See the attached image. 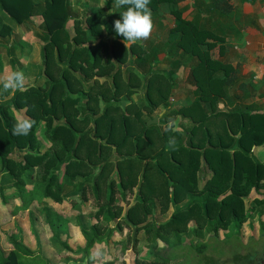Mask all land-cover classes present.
Listing matches in <instances>:
<instances>
[{"label":"trees","instance_id":"1","mask_svg":"<svg viewBox=\"0 0 264 264\" xmlns=\"http://www.w3.org/2000/svg\"><path fill=\"white\" fill-rule=\"evenodd\" d=\"M184 1L151 0L153 15L162 19L169 12L176 20L173 25L158 20L161 27L167 26V38L136 49V43L126 47L123 37L115 33L114 21L126 9L113 7V0L94 14L83 4L82 18L76 16L70 0H0L1 35L11 33L5 18L23 25L36 15L43 18L47 33L41 45L46 85L28 86L0 99V159L4 171L16 179L11 184L0 183V227L28 215L37 249L28 245L16 219L6 233L8 251L0 245V264H28V259L34 260L40 253L47 264H98V247H104L102 253L114 264L121 257L113 249L124 254L129 248L125 238L133 234L134 247L140 245L136 264H173L180 256L172 258L170 253L188 241L183 235L187 229L198 236L206 228L220 238L221 230L231 224L240 229L251 215L264 209V161L255 153L257 147H264V109L234 102L238 96L230 95V87L238 79L236 67L213 57L218 43L235 30L230 23L237 4L208 0L205 7L217 18L207 26L204 19L210 15L205 16L207 10L201 7L206 0H192L186 10L175 7ZM256 1L241 0L243 5ZM186 11L190 14L184 16ZM70 20L75 23L73 34ZM224 50L220 45L221 55ZM189 61H195V66L186 79L196 86V97L181 101L177 108L175 102L170 104V88L161 86V71L173 75ZM115 62L119 68L112 74ZM127 63L145 74L143 96L138 101L147 112L138 107L137 114L133 111L137 117L128 112L132 101L127 100L136 88L121 87ZM160 63L169 66L160 70L156 67ZM90 77L96 81L86 82L87 96L76 85ZM112 78L111 91H102L104 112L95 108L92 114L85 112L98 97L93 93L96 83L102 89ZM240 87L247 89L243 82ZM249 96L244 94V98ZM223 100L232 107L220 108ZM160 107L166 110L160 119L166 124L155 133V125L147 122ZM149 113L151 117L144 120L143 115ZM25 115L35 124L29 135L16 136L12 132L15 118ZM179 115L187 119L186 124L180 123L188 125L184 133L173 123L167 124ZM154 133L158 139L152 137ZM43 163L46 177L34 180V187L28 188L34 169ZM71 190L78 193L69 196ZM74 208L71 222H66L68 210ZM82 215L90 219L89 224H84ZM39 230L48 232L53 244L50 251ZM141 232L146 235L142 245ZM79 235L83 239L75 240L79 243L75 247L70 241ZM207 247L198 240L193 252L204 253ZM56 248H63L62 254L66 251L82 257L64 263Z\"/></svg>","mask_w":264,"mask_h":264},{"label":"rangeland","instance_id":"2","mask_svg":"<svg viewBox=\"0 0 264 264\" xmlns=\"http://www.w3.org/2000/svg\"><path fill=\"white\" fill-rule=\"evenodd\" d=\"M40 2H43V0H37ZM72 5L75 7V14L79 18L84 17V7L83 4L86 5V7L89 8L90 14H94L96 11H98L101 7H108V0H70ZM207 1L206 3H203L204 5H201L204 12L207 10ZM236 5V9L238 10L236 13H232L231 23L234 25L235 30L232 32V34L227 37L226 40H224L223 43H218V46L213 50L214 58L221 59L225 62H231L233 66L236 67V76H237V82L233 86L230 87V95L234 96L237 95L238 97L235 98L234 102L238 103L242 106H255L257 108L264 109V0H258L255 4L251 5H243L241 0H231ZM192 0H187L184 2L179 3L177 7L179 10H186L188 8H191L192 6ZM116 8V7H115ZM106 9V8H105ZM191 10V9H189ZM239 10L241 14L239 15ZM208 12V10H207ZM205 12V16L210 15L208 19H204L205 17H202L201 19H204L205 25L208 26V24L211 23V21L214 18H217V15L210 12ZM188 11L184 14V16L189 15ZM1 16V15H0ZM108 16V15H107ZM204 16V15H203ZM6 19V23L10 26V34L8 35H1L0 34V66H2V69L0 70V75H4L7 72L14 70L16 68H19L23 70L26 78L25 88L32 85H46L45 79L43 77L44 73V59L42 55V42H44L47 33H46V27L45 22L43 21V18L41 15H36L31 18V20L25 21L23 25H18L13 23L12 21H8V18ZM164 19V24L173 25L175 22V18L171 13L169 12L164 13V16L162 19L158 15H153V21H154V28L150 35V38L147 40L138 41L136 43V49H141V46L143 47V44L146 46H151L153 44H157L158 42H161L162 40H165L167 38L168 30L167 26L161 27L158 23V20L162 21ZM259 20V21H257ZM261 20V22H260ZM238 21V22H237ZM243 21V26L239 27V22ZM253 22V24H252ZM162 23V22H161ZM213 23V21H212ZM74 20H70L68 23V27L72 34L74 33ZM220 45H223L225 50L224 53L221 55L220 52ZM163 53H161L162 56ZM59 61V59H57ZM14 64H16V68H14ZM61 65L66 64L65 61L60 62ZM119 64L115 62V65L113 66L114 69L112 70V74L119 68ZM169 66V65H168ZM167 66V67H168ZM195 66V61H189L187 65L183 66L178 72L174 73L173 75L166 71H161L163 73L160 77L162 80V87L165 89L170 88V93L172 95V99L170 104H174L177 108L182 106V102L184 100H189V102L196 97V86L190 81L186 79V76L190 74V70ZM160 70H165L167 68L165 66V63H160V65L156 66ZM154 68V66L152 67ZM156 69V68H154ZM122 83L121 87L124 88V86L129 88H136V90L132 93L133 96L127 98L126 96L123 98L124 100L127 98L128 101H132L131 108L128 110L130 114H134L133 111L137 114V108L143 107L138 99L143 96V90H144V83H145V74L138 69L136 65H132L131 63H127L124 65L122 69ZM132 76V80L128 81V77ZM87 81H84V79L81 80L78 85H76V89H79L81 91H84V93L88 92V85L86 82H95L96 80L94 77H90L86 79ZM103 81V80H102ZM243 82L246 84L247 89H243L240 87V83ZM77 83V82H75ZM115 81L112 79L106 80V83L102 85V89L99 88L100 85L96 83L95 89H94V95L98 96L92 99L90 102V106L92 109L88 108L85 112H88L89 114H92L93 108L96 109L98 113L104 112L105 107V98L103 97L104 94H102V91L108 92L111 88H113V84ZM143 83V85H142ZM172 83V85H171ZM142 85V86H141ZM172 86V87H171ZM255 86V88L253 87ZM2 87V85H0ZM101 90L100 94H97V91ZM139 90V91H138ZM111 91V90H110ZM248 92L249 97L244 98V94ZM87 94V93H86ZM13 95V93H4L3 95H0V99H8ZM77 93H74V96H77ZM88 96V94H87ZM83 98V97H82ZM227 100V99H226ZM226 100H223V102L220 103V108H231L232 105L227 103ZM126 102V101H125ZM238 106V105H237ZM145 110V109H144ZM147 112L146 110L144 111ZM166 112L162 107L158 108L156 113L162 115ZM155 113V114H156ZM144 114V113H143ZM141 114V115H143ZM135 115V114H134ZM135 117H137L135 115ZM151 117L150 113L146 116L143 115V119H149ZM111 118V115L108 117ZM161 116L156 119V115L150 119L147 124L149 125H155V129L153 130L155 133H159V129L163 125H165V121H161ZM151 120H154L152 124H150ZM182 121L184 123H187V119H182V117L179 115L176 117V119H169L167 121V124L173 123L175 128L179 129V132L184 133L185 130L188 129V125L185 126L184 124H180ZM58 121L55 120L54 125H56ZM152 131V132H153ZM157 131V132H156ZM153 134L154 138L158 139V135ZM39 134L42 137V128L39 130ZM186 137V136H185ZM187 140V139H186ZM185 140V142H186ZM179 142L182 141V139L178 140ZM177 143V141H175ZM144 144V142H142ZM144 146V145H142ZM169 149V148H168ZM45 150V147L41 148V152ZM264 150V148H262ZM87 151V147H85L83 152ZM39 152V150H38ZM37 153V151H36ZM21 156L22 154L19 153ZM82 154V152H81ZM18 157L17 159L21 158ZM262 157L264 158V154L262 153ZM262 158V159H263ZM16 160V159H14ZM44 165L38 166L34 169L33 173L35 175L34 178L28 181L27 187L33 188L34 187V180H43L46 177V171H45V163ZM211 177V174L208 175V178ZM15 178L7 172L4 171L2 168V162L0 159V183L1 184H11L15 182ZM200 187L203 186V180L199 179ZM120 186V184H119ZM78 192L76 190H71V193H69L71 196L76 195ZM132 199V196L129 195ZM259 209V207H258ZM76 208L73 210H68L67 213V220L66 222H71V218L75 213ZM80 210V208H79ZM264 211V209H262ZM259 209L257 212H255L253 215H251V218H248L245 223L242 224L241 228H237L235 224H231L228 229L221 230L220 232V238H216L215 236H212L208 233V230L206 228L201 229L200 234L198 236L191 233L190 229H187L183 232V235L185 236V240L188 241L185 242V245L182 246L180 250H175L170 253L172 258H178L180 256V260L176 259V261L173 264H257V259L263 256L264 252V215L263 211ZM78 213V212H76ZM168 213L166 215H163L162 218H167ZM262 215V217H260ZM262 218V219H261ZM16 219L20 220L21 226L25 231L24 238H26V242L31 248H36V242H35V236H33L32 231L30 230L31 226V218L26 215L25 217H16ZM14 219V220H16ZM81 219L84 221V224L87 225L90 223V219H87L85 215L81 216ZM13 220V221H14ZM13 221L9 225H4L0 227V245L4 247L6 251H8V245H7V237L6 233L10 230L12 226L16 224L13 223ZM13 223V224H12ZM71 227L73 229L76 228L75 224L71 223ZM15 228V227H14ZM13 228V229H14ZM239 229V230H238ZM72 230V229H71ZM42 231V232H41ZM32 233V234H31ZM39 233L42 235L41 238L46 241H48L49 251L53 248V244L49 242V236L47 235L48 232L39 230ZM73 235H75L74 230L71 231ZM120 236V233H119ZM123 236V235H122ZM142 245L145 241L146 235L141 232V234L138 235ZM23 237V236H22ZM34 237V238H33ZM130 239L125 238L128 242V249L127 251L122 254L120 249H113L115 256H120L121 259L118 257L117 260H115L114 264H136V259L140 256L139 253V246L135 245V235L129 236ZM83 239L81 235L74 236L73 240L70 241V243L75 244V240H78L80 242ZM203 241L208 244V247L206 248V251L204 253H195L193 251H196L194 249L195 244L197 241ZM79 243L75 244V247L78 246ZM121 245V243H120ZM59 246V245H58ZM57 246V247H58ZM121 248V246H119ZM55 248V246H54ZM104 247H98L96 249V259H99L98 264H110L112 261H109L111 258L105 256V252L102 253V250ZM144 248H142L143 250ZM56 252L59 254V261H62L66 263L68 260L72 259H81L82 255H70L68 252H64L63 254L61 250L55 249ZM41 251V250H40ZM163 253H165L163 251ZM102 256V259L101 257ZM36 256V255H34ZM114 257V255L112 254ZM123 256V258H122ZM58 260L56 259L55 262ZM28 264H47L45 259L43 258L42 254H38L34 260L28 259Z\"/></svg>","mask_w":264,"mask_h":264},{"label":"clouds","instance_id":"3","mask_svg":"<svg viewBox=\"0 0 264 264\" xmlns=\"http://www.w3.org/2000/svg\"><path fill=\"white\" fill-rule=\"evenodd\" d=\"M150 3L151 0H113V7L126 9L120 12L121 18L114 21L115 33L123 37L126 47L150 38L154 28ZM25 83V74L19 68L0 75V85H2L0 95L23 91ZM34 124L35 121L26 115L17 117L12 126V132L16 136H27Z\"/></svg>","mask_w":264,"mask_h":264},{"label":"crops","instance_id":"4","mask_svg":"<svg viewBox=\"0 0 264 264\" xmlns=\"http://www.w3.org/2000/svg\"><path fill=\"white\" fill-rule=\"evenodd\" d=\"M257 21H259V20H257ZM260 22H261V20H260ZM264 103V102H263ZM156 115H160V116H162V113L161 114H156ZM155 116V115H154ZM159 116V117H160ZM262 148H264V147H257L256 149H255V153H256V155L261 159V160H263L264 161V158L262 157V153L264 154V150H262ZM263 158V159H262ZM260 217H262V215L260 216ZM251 218V217H250ZM262 219V218H261ZM264 237V236H263ZM262 257H264V254H263V256Z\"/></svg>","mask_w":264,"mask_h":264},{"label":"flooded vegetation","instance_id":"5","mask_svg":"<svg viewBox=\"0 0 264 264\" xmlns=\"http://www.w3.org/2000/svg\"><path fill=\"white\" fill-rule=\"evenodd\" d=\"M264 254V252H263ZM257 264H264V257H260L257 259Z\"/></svg>","mask_w":264,"mask_h":264},{"label":"water","instance_id":"6","mask_svg":"<svg viewBox=\"0 0 264 264\" xmlns=\"http://www.w3.org/2000/svg\"><path fill=\"white\" fill-rule=\"evenodd\" d=\"M160 115H156V119L159 118ZM154 122V120H151L150 124H152Z\"/></svg>","mask_w":264,"mask_h":264}]
</instances>
